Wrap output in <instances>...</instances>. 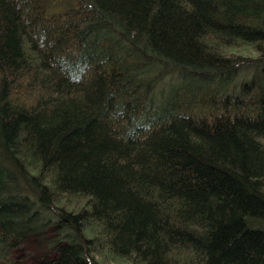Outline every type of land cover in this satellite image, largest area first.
<instances>
[{"label":"trees","instance_id":"trees-1","mask_svg":"<svg viewBox=\"0 0 264 264\" xmlns=\"http://www.w3.org/2000/svg\"><path fill=\"white\" fill-rule=\"evenodd\" d=\"M0 264H264V0H0Z\"/></svg>","mask_w":264,"mask_h":264},{"label":"rangeland","instance_id":"rangeland-1","mask_svg":"<svg viewBox=\"0 0 264 264\" xmlns=\"http://www.w3.org/2000/svg\"><path fill=\"white\" fill-rule=\"evenodd\" d=\"M34 245H33V243H28V244H26L25 245V247H23V248H21V253L22 254H26V255H28V254H31L33 251H34Z\"/></svg>","mask_w":264,"mask_h":264}]
</instances>
